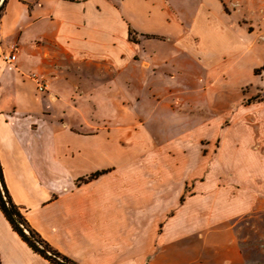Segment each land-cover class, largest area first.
<instances>
[{
    "label": "crops",
    "instance_id": "1",
    "mask_svg": "<svg viewBox=\"0 0 264 264\" xmlns=\"http://www.w3.org/2000/svg\"><path fill=\"white\" fill-rule=\"evenodd\" d=\"M197 2L6 0L0 12L1 47H17L13 64L0 60L4 183L30 226L77 264H264V128L229 135L203 180V158L189 164L187 151L201 118L185 130L186 115L172 112L187 106L182 89L196 74L172 79L168 38L190 27L207 56L224 46ZM165 118L171 136L145 128ZM125 120L136 124L130 149ZM226 171L228 182L211 179ZM0 264H47L1 211Z\"/></svg>",
    "mask_w": 264,
    "mask_h": 264
},
{
    "label": "rangeland",
    "instance_id": "2",
    "mask_svg": "<svg viewBox=\"0 0 264 264\" xmlns=\"http://www.w3.org/2000/svg\"><path fill=\"white\" fill-rule=\"evenodd\" d=\"M197 4L198 7L203 5L212 11V18L220 24L218 30L221 43L224 44L220 53L216 57L207 56L199 47V38L190 27L184 28L176 35L173 34L167 43L171 46L172 52L170 61L172 79H177L174 76L175 71L179 74L183 69L196 74L187 78L186 86L182 89L186 91L187 106L182 110L173 108L172 112H182L186 115L185 130L198 127L200 123L196 124L195 120L201 118L202 124L199 127L203 129L202 135L198 140L188 139L187 151L189 164L195 160V155L203 158L204 180L209 171L213 170L215 160H218L217 153L222 146H226L229 135L238 133L243 136L248 132L258 136L264 128V125H261L264 122V0H198ZM131 37L135 38V35L132 34ZM202 54L208 58L201 57ZM125 95L131 98L129 94ZM133 99L134 102L140 103V98L137 97V101L136 98ZM97 105L100 107L97 109L98 113L105 115V112H111V104H104L101 107L98 101ZM127 107L125 112L133 111L128 105ZM136 111L140 115H147L149 109L144 106L141 109L137 108ZM90 112L94 113L93 108L86 107L87 116ZM135 125L125 120L118 126L124 149L135 147L132 137L137 133L130 130L135 128ZM169 125V120L165 118L162 124L150 123L145 128L149 127L150 133H160L161 127H164L169 135L171 134ZM107 126L115 127L111 124ZM174 133L175 130L173 135ZM262 133L264 134V130ZM225 160L226 157L224 162ZM229 175L228 172L222 176L217 174L211 179L218 185L220 181L217 179L226 178L224 181L228 182ZM190 190L189 186L186 195H189ZM37 256L51 264L40 255Z\"/></svg>",
    "mask_w": 264,
    "mask_h": 264
},
{
    "label": "trees",
    "instance_id": "3",
    "mask_svg": "<svg viewBox=\"0 0 264 264\" xmlns=\"http://www.w3.org/2000/svg\"><path fill=\"white\" fill-rule=\"evenodd\" d=\"M6 3L4 1L0 8V12ZM104 172H97L92 174L88 179L103 174ZM0 211L4 215L6 221L11 226L12 230L19 236V238L27 244V246L36 254L40 255L51 264H77L72 259L62 255L54 248H52L41 236L30 226L22 214L21 209L12 201L11 196L4 183L2 168L0 165Z\"/></svg>",
    "mask_w": 264,
    "mask_h": 264
},
{
    "label": "built area",
    "instance_id": "4",
    "mask_svg": "<svg viewBox=\"0 0 264 264\" xmlns=\"http://www.w3.org/2000/svg\"><path fill=\"white\" fill-rule=\"evenodd\" d=\"M17 57V47L12 46L8 51H4L1 47V37H0V60L5 64H13ZM31 80L35 83V86L39 92H43L46 89L45 84L36 76L32 75Z\"/></svg>",
    "mask_w": 264,
    "mask_h": 264
},
{
    "label": "water",
    "instance_id": "5",
    "mask_svg": "<svg viewBox=\"0 0 264 264\" xmlns=\"http://www.w3.org/2000/svg\"><path fill=\"white\" fill-rule=\"evenodd\" d=\"M4 1H5V0H0V8H1V6L3 5Z\"/></svg>",
    "mask_w": 264,
    "mask_h": 264
}]
</instances>
